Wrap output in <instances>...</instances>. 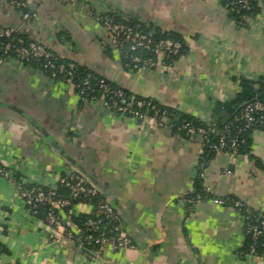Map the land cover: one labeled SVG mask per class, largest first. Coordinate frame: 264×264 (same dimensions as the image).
Returning <instances> with one entry per match:
<instances>
[{"label": "crops", "instance_id": "obj_1", "mask_svg": "<svg viewBox=\"0 0 264 264\" xmlns=\"http://www.w3.org/2000/svg\"><path fill=\"white\" fill-rule=\"evenodd\" d=\"M105 15L170 35L183 48L167 60L157 53L151 68L125 69L113 48L105 50ZM0 27L204 123L216 103L240 91L241 78L264 77V9L236 22L219 0H0ZM165 113L135 118L82 101L59 76L2 59L0 168L22 185L51 189L76 173L119 212L133 247L85 252L30 213L0 174V264H264L243 251L247 213L233 206L264 213V129L234 155L179 133ZM93 212L90 204L74 207L75 215Z\"/></svg>", "mask_w": 264, "mask_h": 264}, {"label": "built area", "instance_id": "obj_2", "mask_svg": "<svg viewBox=\"0 0 264 264\" xmlns=\"http://www.w3.org/2000/svg\"><path fill=\"white\" fill-rule=\"evenodd\" d=\"M73 2L74 0H67ZM250 0H236L235 4L241 8H246ZM99 20L102 22L104 31L105 43L113 48L118 55L126 51H139V50H152L155 53H163L164 55L176 54L180 49V43L169 38H162L156 43L153 42L152 33L150 31H142L136 27L124 22L114 21L109 15L100 16ZM14 31L10 28L0 27V38H14ZM19 45L7 42L3 48L5 50L13 49L16 56L20 60H42L44 67L51 70V75L55 76L58 72H63L66 69H72V63H63L59 57L55 55L50 49L43 44L36 41H23L20 38L16 40ZM1 61V59H0ZM131 61L134 67L150 68L155 65L153 59L149 57L141 58L138 55L131 56ZM91 74L87 73L82 84L89 86V79ZM64 80L74 87L72 75L69 71L66 72ZM99 88L102 89L103 94L115 93L118 97H123L121 90L112 92L103 79L99 80ZM83 92L80 90L79 94ZM100 101H103V95ZM143 101H129L126 106L118 107V111L125 115H130L135 118H141L143 113L139 112L142 107ZM257 114L258 116H255ZM239 118L245 122V128L256 125L264 118V103L260 100H255L251 103L243 105L240 111ZM188 134H199L205 142L208 137V131L204 128H194L188 123L183 125ZM236 140H231L229 145L224 142L223 134L219 135L218 144L213 146L215 151H220L223 147H228L235 151ZM0 174L9 178L15 184L18 194L22 197L28 211L32 214L35 213L36 208L40 205H49V212L47 216L48 223L56 230L62 232L66 238L78 243L82 247H87V244L97 245L100 248H107L110 250H117L122 248H132L133 245L130 238L123 231L120 215L107 201L97 199L91 204L90 198L97 197L98 192L96 189L90 187L86 181L74 172L65 173L60 176L58 183L69 188L68 196H62L56 193L55 189L46 188L40 185H28L24 187L21 183L14 180L7 175L6 171L0 168ZM98 198V197H97ZM74 201L76 203H74ZM216 203H221L220 199H213ZM90 204L94 208L93 214H90L83 223V226L88 231L84 233L83 229L72 222V217L75 215L74 207L77 204ZM234 208L237 210H244L247 214L250 212L247 207L240 201L233 203ZM60 211H64V218L60 215ZM246 221L248 216H246ZM244 235H249L252 243L249 244L247 252L250 254L259 255L264 262V219L258 225L252 224L247 221L244 229ZM263 236L261 246L262 252H256L255 241Z\"/></svg>", "mask_w": 264, "mask_h": 264}, {"label": "trees", "instance_id": "obj_3", "mask_svg": "<svg viewBox=\"0 0 264 264\" xmlns=\"http://www.w3.org/2000/svg\"><path fill=\"white\" fill-rule=\"evenodd\" d=\"M221 4L224 6V8L227 10L228 15L231 19H233L236 22H240L244 19L246 16H251L257 12H259L261 9H264V0H250L249 5L246 8H241L240 6L235 4L236 0H219ZM114 21H120V19L116 17H112ZM125 22V21H124ZM126 23L136 27L137 29H140L142 31H150L152 33V39L153 42L156 43L158 40L162 38H169L174 41H178V39L171 37L170 35H167L165 33H161L158 30H155L151 27L145 26L140 23H135L131 21H126ZM21 39L24 42L27 41V39L21 35L15 34L14 38L8 39V38H0V43L4 46L5 43L10 42L12 44L19 45L16 40ZM180 43V42H179ZM0 44V59H6L8 57H16V53L13 51V49L5 50L3 46ZM180 49L176 54H168L165 55L166 60L170 59L171 57L176 56L183 48L182 44L180 43ZM109 45H105V50H109L111 48ZM138 55L141 58L149 57L151 59H155V56L157 53L153 52L152 50H139V51H126L125 53L119 54V60L121 62V65L125 69H131L135 68L134 64L131 61V56ZM59 60L63 63H72L74 67L72 69H66L63 72H58L56 76H59L64 80L66 76V72L69 71L72 75V81L74 84L75 91L80 92V90L83 92L82 94H79L82 101H93V100H99L101 96L103 95V101L105 102V105L109 107L110 109L119 112L118 107L126 106V104L129 101H136V100H142L143 105L139 109L140 113L148 114V115H154L159 117L162 115V112L165 111L166 115L170 118V122L172 124V127L178 131L181 134H188L186 129L183 128V125L188 123L194 128H204L208 131V137L206 140V146H208L212 151H215L214 147L218 144L219 141V135L223 134L224 136V142L226 145H229L231 140H236L235 145V151L232 153V150L228 149V147H223L220 151H224L227 153H231L234 155H239L243 153L248 147L251 140V134L256 129H264V118L261 120L260 123L256 125H251L247 128H245V122L239 118L240 111L243 108V105L247 103H251L255 100H260L264 103V77L258 78L256 81H250L244 78L240 79V91L235 95V97L229 101L225 102H218L213 107L212 111V118L211 121L208 123H204L195 119H192L188 116H184L181 113H178L175 110H172V108L163 107L161 105H158L157 103L144 99L135 95L130 94L126 90H123L121 88H118L114 86L112 83L108 82L107 80L103 79L102 77H99L92 73L91 71L87 70L80 64L76 62H72L63 58H59ZM24 63L28 65H32L34 67H37L38 69L42 70L45 73H48L51 75V70L44 67V62L42 60H30L25 61L22 60ZM151 68V67H150ZM87 73L91 74V78L89 79V86H85L82 84L83 80L85 79V75ZM103 79L104 82L107 84V87L112 90V92H115L117 90H121L123 93V97H118L115 93H106L103 94V91L101 88H99V80ZM255 116H258L255 114ZM25 187V185H24ZM196 193L200 192L201 185L199 182L196 184ZM56 193L62 196H68L69 194V188L66 186L58 183L57 188L55 189ZM98 197V198H97ZM90 198L91 204L95 202V200L100 199L99 196ZM74 203H76L74 201ZM49 212V205H40L36 208V211L34 215L38 216L42 220L47 219ZM248 220L250 223L258 225L262 219H264V213H258L250 211L248 214ZM86 215H74L71 219L72 222L80 226L84 233L87 234L88 231L83 226L84 221L86 220ZM246 221V222H247ZM263 236H260L255 241L256 246V252L260 254L263 250L261 246ZM252 243V240L250 239L249 235H245V240L243 243V251L248 250L249 244ZM78 247L83 249L81 245L76 243ZM90 249L97 250L100 247L93 244H87L86 245Z\"/></svg>", "mask_w": 264, "mask_h": 264}, {"label": "water", "instance_id": "obj_4", "mask_svg": "<svg viewBox=\"0 0 264 264\" xmlns=\"http://www.w3.org/2000/svg\"><path fill=\"white\" fill-rule=\"evenodd\" d=\"M83 250H84L85 252H88V253H90V250H89V248H88V247H83Z\"/></svg>", "mask_w": 264, "mask_h": 264}]
</instances>
